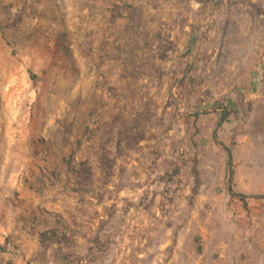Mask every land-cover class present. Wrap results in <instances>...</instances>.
<instances>
[{"label": "rangeland", "instance_id": "374dc122", "mask_svg": "<svg viewBox=\"0 0 264 264\" xmlns=\"http://www.w3.org/2000/svg\"><path fill=\"white\" fill-rule=\"evenodd\" d=\"M257 195L264 0H0V264H264Z\"/></svg>", "mask_w": 264, "mask_h": 264}, {"label": "crops", "instance_id": "0c3cea01", "mask_svg": "<svg viewBox=\"0 0 264 264\" xmlns=\"http://www.w3.org/2000/svg\"><path fill=\"white\" fill-rule=\"evenodd\" d=\"M36 235L37 233L29 234L22 230L21 242H22L23 256H21L20 258H17L14 264H24V260L27 259L31 255L33 248L34 249L37 248Z\"/></svg>", "mask_w": 264, "mask_h": 264}, {"label": "trees", "instance_id": "16d2710c", "mask_svg": "<svg viewBox=\"0 0 264 264\" xmlns=\"http://www.w3.org/2000/svg\"><path fill=\"white\" fill-rule=\"evenodd\" d=\"M225 151H226V155H227V165L230 167L231 166V151L229 148L224 147ZM239 199L243 202V204L246 206L247 204V200L249 198H251L250 196L244 195V194H240V193H235ZM254 198H264V195H257L254 196Z\"/></svg>", "mask_w": 264, "mask_h": 264}, {"label": "water", "instance_id": "95a60500", "mask_svg": "<svg viewBox=\"0 0 264 264\" xmlns=\"http://www.w3.org/2000/svg\"><path fill=\"white\" fill-rule=\"evenodd\" d=\"M194 36H195V35H193V36L191 37V43H190L191 46H192V43H193Z\"/></svg>", "mask_w": 264, "mask_h": 264}]
</instances>
